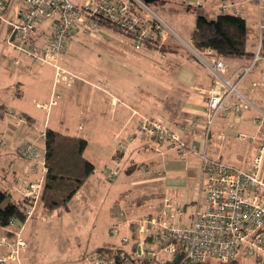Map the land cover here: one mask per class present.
<instances>
[{"label":"built area","instance_id":"built-area-1","mask_svg":"<svg viewBox=\"0 0 264 264\" xmlns=\"http://www.w3.org/2000/svg\"><path fill=\"white\" fill-rule=\"evenodd\" d=\"M264 15L263 0H255ZM16 0H0V25L6 28L5 41L16 53L11 58L18 67H25L22 59L56 68V82L60 80L59 60L68 50L73 36L77 33L95 37L106 23L120 29L133 41L136 50L151 47L159 51L163 47L166 32L170 27L143 0H23V5L14 10ZM234 7L223 2L220 12ZM144 13H137L135 10ZM16 13V19L13 13ZM236 14L241 10L234 8ZM262 15V16H263ZM51 21L47 30L37 34L43 23ZM260 35L256 51L248 63L233 65L211 49H195L197 59L209 70L213 84L206 91V108L203 122L192 121L190 126L175 125L187 130L202 125L200 138L187 139L185 135L168 125L160 118L143 117L135 134L130 138L144 139L159 150H175L181 157L195 154L200 159L199 195L193 203V210L171 197L163 199L160 209L130 223L136 233L135 258L138 262L155 263L174 260L178 264H229L237 261L239 254L254 258L264 264V107L255 105L240 90V84L252 70L264 60V19L259 22ZM40 38H39V37ZM65 80L66 76H62ZM60 95L53 92L49 101L37 102L46 111L57 104ZM244 108H254V119L258 125V138L251 168H242L210 155L212 128L220 116L240 115ZM18 122L21 120L17 117ZM223 137L222 134L218 135ZM243 139H256L241 133ZM0 143L2 140L0 138ZM120 143L118 151L126 150ZM20 154L31 162V170L38 176L35 179L21 180L24 197L30 200L26 216L33 217L44 184L42 173L47 172L44 151L35 141H25L18 145ZM109 182L118 177L117 167L104 171ZM124 193V198H130ZM126 212L119 207L117 222L111 229L119 232V226ZM12 219L9 226H15ZM122 243L130 242L128 236ZM28 243L20 231L12 235H0V264L18 261ZM121 260L108 251H95L85 257L82 264H136L126 252L119 253ZM178 256L177 260L175 258Z\"/></svg>","mask_w":264,"mask_h":264},{"label":"crops","instance_id":"crops-1","mask_svg":"<svg viewBox=\"0 0 264 264\" xmlns=\"http://www.w3.org/2000/svg\"><path fill=\"white\" fill-rule=\"evenodd\" d=\"M77 1V3H83L85 0ZM225 1L234 5V7L229 9L230 11H234V8L241 10V15L247 19L250 31L248 48L250 47V42L252 44L255 43L257 48L260 35L259 22L263 17L257 4L253 0ZM189 2L191 4H188ZM223 2L224 0H184L182 3L186 7L199 6L209 16H213L219 12ZM19 8L14 10L16 11ZM176 13V15L171 14L172 21L180 27H184L183 17L181 16L186 12L180 10V12L177 11ZM13 18L16 19L15 12L13 13ZM163 19L177 38L174 36L171 40V35L168 32L163 41V47L159 51L151 47L136 50L133 42L129 45L128 42L122 40L106 41L108 48L112 49L111 52L113 54L126 59L128 55L129 60L135 66V68H132L135 69L133 72L145 77V85L138 86L135 89L127 86L123 87L111 81L106 85L105 80L108 81V78L93 73H89L88 78L80 76L77 79H71L67 77L68 79L60 82H56L55 78L49 89L39 86L38 83L30 81L31 77H33L32 75H34L33 70L47 66L53 68L54 66L49 64L39 65L30 59H22V62L26 65L25 67L16 66L11 58L17 53L7 45L5 41L7 29H1L0 25V38H2L0 44H3L2 47L7 46L5 48L9 50V61L16 69L15 73L10 75V79L5 80L0 77V138L2 140V143H0V188L9 194L12 201H19L24 197L21 180L35 179L38 176L31 170L32 163L28 162L20 154L18 145L25 141H35L41 147L40 149L44 151L45 131L47 128H52L64 134L86 138L88 140V146L85 151L87 158L91 143L106 147L108 150L112 149L111 155L115 164L106 162L101 169L103 175H105L104 171L107 167H118L119 171L122 169L123 171H132V167L125 162V158L128 156V161L131 162L134 160L133 155L137 154L145 155V158L138 165L139 168L152 167L155 171H158V180L160 182L164 181L166 187H170V190L186 184L187 181H192L199 185L200 159L197 155L190 154L186 157H181L173 149L163 148L157 150L151 142L144 139L130 140L143 117L163 119L168 125L185 135L187 139L200 138L203 135L202 125L201 127H192L187 130H181L175 126L176 124L190 126L189 124L196 120L203 122L206 117V91H209L213 84V78L209 70L195 56H187L184 50L188 46H193L191 33L195 24V16L192 27L185 31L188 35L187 40L176 31L177 29H174L176 27L172 28L174 25L171 26L170 21ZM48 25L47 22L40 25L37 29V34L41 35L43 31L47 30ZM109 31L115 32L113 28L105 25H102L99 30L100 33H109ZM80 35L86 36L87 34L77 33L75 37ZM103 37L101 34L98 40L103 41ZM72 44L73 42L70 47ZM132 50L137 55H134L131 52ZM249 50L255 52L250 48ZM228 60L237 66L246 63L249 58H230ZM60 62H62V57L58 64ZM59 66L68 71L65 66L61 64ZM125 68L131 70V67ZM248 75L249 80L245 82L246 77L240 84V86L242 85L241 92L255 105L264 107V60L258 63L252 73ZM76 80L81 82L80 85L76 83ZM62 82L64 86H60ZM32 92L37 93V98L34 99L36 101L35 106L45 112L44 120L32 110L23 106V100L27 97L30 98L29 95ZM53 92L60 95L56 105L52 106L48 111L37 106V102L49 101ZM86 105L87 108L85 110L84 107ZM54 110L55 114L58 115H56L54 124H52L50 114ZM256 115L257 112L254 108H244L240 115L218 117L212 128L210 155L238 167L251 168L255 149L261 141L260 137L258 138V125L254 121ZM75 116H77V121L76 119L74 120ZM17 117L21 119L19 122ZM241 133L256 136V139H243L240 137ZM219 134H222L223 137L219 138ZM8 137L12 139V145H4L5 139ZM120 143L127 145L126 150L118 151ZM149 152L153 155L149 154ZM99 154L103 157L104 153L99 151ZM88 159L96 167V163L92 159ZM38 174H42L45 181L46 172L42 173L41 168H39ZM166 187H157L155 189L156 195L160 197L161 202L155 205L152 213L160 209L165 197L174 199V197L168 195ZM125 191L123 194H131V192ZM131 197L125 199L127 200L124 204L125 206L119 205L113 210L116 223L119 222L116 217L119 207L122 206L125 210L126 219L123 218L124 221L119 226V229L125 227L127 233L123 236L128 237L129 232H134V225L131 224L130 226V223L137 219L134 215L140 208L136 202L131 201ZM183 205L186 206L188 204L183 203ZM53 212L46 213L39 200L33 217H28L23 222L17 221L15 226H8L3 230L1 235H12L14 232L20 231V235L28 243L27 248L21 252L18 261H8L3 264H82L86 257V251L77 252V256L74 249L70 250L67 242L64 245H59L58 253L63 255L64 258L56 263L51 258H47L46 255L48 254L41 244L37 246V239H39L37 235L40 232H37L38 219L36 217L40 215L45 217ZM43 217L41 220H45ZM29 226H33L30 233L28 230ZM111 229L112 227L110 232L113 234ZM28 233L33 238H30L27 235ZM31 233H34V235ZM134 234L136 237L135 232ZM134 243L135 239L130 240L127 244H123L121 241L120 245L129 250L134 247Z\"/></svg>","mask_w":264,"mask_h":264},{"label":"rangeland","instance_id":"rangeland-1","mask_svg":"<svg viewBox=\"0 0 264 264\" xmlns=\"http://www.w3.org/2000/svg\"><path fill=\"white\" fill-rule=\"evenodd\" d=\"M73 1L78 2L77 0ZM183 1L184 0H157V3L152 4L150 7L162 19L165 18L166 21H170V25H174L172 28L176 27L174 29H177L176 31L187 40L188 35L185 31L192 27L193 19L197 10L195 5H192V7H186L182 3ZM188 4H191V2ZM22 5L23 0H16L14 9L19 8ZM180 10L186 12L183 16H181L183 17L182 20L184 27H180L172 21L171 14L176 15V12H180ZM12 19L14 20L15 18ZM50 22L51 21H47L48 24H50ZM103 25L114 28L117 32L109 31V33H100L98 31L99 33H97L95 37L88 35H80L77 37L73 36L71 41L73 44L71 47L69 46L70 48H68L66 53L61 56L62 62H60V64L65 66L68 71L61 67L59 70L60 80L58 82L63 81V75L66 76V79L69 77L71 79H77L80 76L88 78V74L93 73L96 75L100 74L108 78V81L105 80L106 85L110 81L117 83L120 86H127L132 89L145 85V77L133 72L135 69L132 68H135V66L131 63V60H129L128 55L126 59L113 54L111 52L112 49L108 48L106 43V41L111 40H122L131 45V42L133 41H131L129 36L125 35L120 29L112 27L106 23ZM101 34L104 36L103 41L98 40ZM168 34L171 35V40L174 36L177 38L176 35L173 34V31ZM1 39L2 38H0V40ZM2 45L3 44H0V77L8 80L10 79V75L15 73L16 69L9 61V50L8 48H5L7 46L2 47ZM249 46L251 50L256 51L255 43L252 44L250 42ZM184 50L186 51L185 53L187 56H195V49L193 50L188 46ZM131 52L134 55H137L134 50ZM130 57L134 58L133 56ZM125 67H131V70H127ZM33 71L34 75H32L33 77H31L30 81L36 82L39 86L46 87L48 89L57 76V70L55 67L51 68L50 66H47L42 69H34ZM247 78L245 82L249 80V78ZM76 83L80 85L81 82L76 80ZM60 86H64L63 82ZM240 90L242 91V85L240 86ZM36 94L37 93L32 92L29 95L30 98H23V106L32 110V112H35L40 118H42V120H44L46 116L45 112H42L35 106L36 101L34 99L37 98ZM84 108L86 110L87 105ZM56 115L58 114H55V110L50 114L52 124H54ZM68 115H70V113H68ZM75 119L76 121L78 120L77 116L74 117V120ZM4 145H12V139L9 137L6 138ZM99 151L104 153L103 157L99 154ZM112 152V149L108 150L106 147L91 143L87 156L96 163V171L89 177L88 181L80 188L69 203L60 207L50 215L45 217L40 215L36 217L38 219V225L36 226L38 227L37 232H40V234L37 235L39 238L37 239V246L41 244L48 254L46 255L47 258H51L54 263L64 258L63 255L58 253V249L59 245H64L66 242L67 245H69L70 250L74 249L76 254L79 251L85 250L86 256L94 253L100 247L107 249L108 247L113 248L121 246V238L125 233H127L125 227L120 228L119 232L115 234H111L110 228L116 224V218L113 215V210L119 205L125 206L124 204L127 202L123 194V192H126L125 190L131 192V201L136 202L137 205L140 206L134 215V217H137V220L149 213H152L155 205H158V203L161 202L160 197L156 195L155 189L157 187L165 188V182H160L158 180V171H155L152 167L139 168L138 165L141 160L145 158V155L134 154V160L131 162L128 161L129 158L126 156L125 162L132 167V171H123V169L119 171L117 167L119 173L117 179L114 182H109L106 179L105 175L101 173V169L105 166L104 164L106 162L109 164H115L114 158L111 155ZM149 154L152 153L149 152ZM109 168L111 167H107L106 170ZM185 175H187V173H185ZM166 189L168 195L174 197V200L177 202L179 201L182 204H188V213L193 210V203L198 198V184L192 181H187L186 184L179 187H175L171 190L170 187H166ZM42 217L45 218V220H41ZM32 229L33 226H29V233L32 232ZM29 233L27 235L30 238H33ZM31 234L34 235V233ZM128 235L132 241L135 235L134 232L131 231ZM212 264L220 263L212 261ZM233 264L261 263L254 258L244 257L239 254L238 260Z\"/></svg>","mask_w":264,"mask_h":264},{"label":"trees","instance_id":"trees-1","mask_svg":"<svg viewBox=\"0 0 264 264\" xmlns=\"http://www.w3.org/2000/svg\"><path fill=\"white\" fill-rule=\"evenodd\" d=\"M253 1L256 3L255 0ZM195 7L197 13L191 33L192 45L195 49L199 51L211 49L225 59L249 58L246 63L252 59L254 52L248 48L250 31L244 16L230 10L219 11L209 16L201 7ZM135 11L144 13L137 8ZM87 146L88 140L82 136L64 134L52 128L46 129L44 156L47 172L40 197L46 213L66 205L95 172V164L85 156ZM29 205L28 198L12 201L9 194L0 188V235L12 219L25 221ZM134 239L136 240V237ZM134 249L133 247L127 250L122 246H116L107 249L100 247L98 251H108L116 255L119 260H121L119 253L126 252L136 264H178L173 259L155 263L138 262ZM233 263L235 261L229 264Z\"/></svg>","mask_w":264,"mask_h":264},{"label":"water","instance_id":"water-1","mask_svg":"<svg viewBox=\"0 0 264 264\" xmlns=\"http://www.w3.org/2000/svg\"><path fill=\"white\" fill-rule=\"evenodd\" d=\"M144 2L148 3V4H152L155 3L157 0H143ZM178 256L175 258V260H177Z\"/></svg>","mask_w":264,"mask_h":264}]
</instances>
